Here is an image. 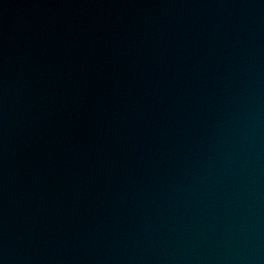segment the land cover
Segmentation results:
<instances>
[{
    "label": "water",
    "instance_id": "water-1",
    "mask_svg": "<svg viewBox=\"0 0 264 264\" xmlns=\"http://www.w3.org/2000/svg\"><path fill=\"white\" fill-rule=\"evenodd\" d=\"M0 264H264V0H0Z\"/></svg>",
    "mask_w": 264,
    "mask_h": 264
}]
</instances>
